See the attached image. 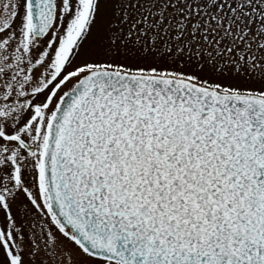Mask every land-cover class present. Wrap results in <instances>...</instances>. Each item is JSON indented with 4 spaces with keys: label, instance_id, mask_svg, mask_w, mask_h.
I'll return each instance as SVG.
<instances>
[{
    "label": "snow or ice",
    "instance_id": "6c2138e0",
    "mask_svg": "<svg viewBox=\"0 0 264 264\" xmlns=\"http://www.w3.org/2000/svg\"><path fill=\"white\" fill-rule=\"evenodd\" d=\"M0 264H264V0H0Z\"/></svg>",
    "mask_w": 264,
    "mask_h": 264
}]
</instances>
